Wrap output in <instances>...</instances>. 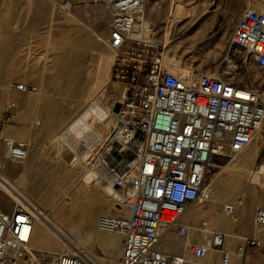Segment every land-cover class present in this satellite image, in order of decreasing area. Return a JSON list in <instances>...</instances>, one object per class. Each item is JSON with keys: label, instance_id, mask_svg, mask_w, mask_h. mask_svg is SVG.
Masks as SVG:
<instances>
[{"label": "built area", "instance_id": "built-area-1", "mask_svg": "<svg viewBox=\"0 0 264 264\" xmlns=\"http://www.w3.org/2000/svg\"><path fill=\"white\" fill-rule=\"evenodd\" d=\"M146 1L58 0L66 10L100 5L109 14L106 43L114 51L109 82L120 89L121 99L110 100L102 109L104 120H96L104 125L103 135L94 126L82 130L76 153L92 181L109 189L121 211L99 216L97 227L121 237L118 264H214L206 258L216 251L217 264H234L232 252L222 249L223 232L197 241V230L182 215L194 203L208 200L209 185L225 162L264 135V92L251 84H234L220 73L178 76L168 70L167 43L158 25L144 19ZM244 1L258 5L243 10L230 41L264 67V6L259 0ZM9 88L36 89L20 81H11ZM116 102L120 107L113 111ZM14 107L12 100L4 102V122L11 121ZM26 156V142L0 135V168ZM220 203L222 212H233L232 202ZM34 220L26 203L15 201L9 210L0 207V264H96L88 251L35 249ZM253 220L264 226V207L255 209ZM173 234L188 240L180 252L165 249ZM262 244L261 238H242L236 264H264L244 254Z\"/></svg>", "mask_w": 264, "mask_h": 264}, {"label": "rangeland", "instance_id": "rangeland-1", "mask_svg": "<svg viewBox=\"0 0 264 264\" xmlns=\"http://www.w3.org/2000/svg\"><path fill=\"white\" fill-rule=\"evenodd\" d=\"M56 3L58 12L53 13L48 26L34 31V33L44 31L43 35H47L50 31L56 38H36V34L33 38H26L24 27L14 28L18 32L16 38H0V56L3 63L10 65L15 63L13 70L17 72L27 71L26 74L22 72L8 75L4 81H2L4 76H0L2 79L0 81V125L9 124L2 118L4 102L14 101L8 96L11 90L9 83L20 81L34 85L35 90L18 91L19 100L13 102L17 105L16 108L14 107L16 114L22 119H28L32 126L31 136L19 140H24L23 142H28L29 145L28 157L32 173L29 185L31 191L28 195L38 197L42 190L41 184L44 183V186L47 184L54 195L53 198L56 199L49 205H43L48 213H53V209L62 205L57 201L62 202L64 196L66 199L75 197L78 202L76 211L72 214L69 205L58 207L60 211L58 215L55 214L56 220L67 231L76 228L84 251L95 255V259H99L104 264H118L121 254L120 243L113 245L109 243L105 251L94 252L99 242L110 240L105 235H115L118 238L120 236L114 232L98 229L99 209L103 207L97 200L98 195L95 190L100 188L102 203L106 206L111 202L109 201L110 191L107 187L92 181L76 155L80 149L77 147L78 138L83 135L82 130L90 126L77 125L73 133L67 132L66 129L67 126L76 124L81 118L78 117L83 115L91 104L99 111V108L101 110L107 108L110 100L119 97L120 89L109 82L113 55V50L106 43L109 14L100 5L91 6L88 9L74 7L66 11L59 6L58 0ZM177 3H181L192 11L173 19L172 17L176 15ZM259 3L264 6V0H259ZM247 6L249 4L244 0H172V5L171 0H160L158 4H155L154 0H147L144 18L158 25L159 36L167 42V53L173 65L171 66L174 74L177 75V71H182L183 67L191 70V75L196 76L203 73H220L234 84H251L264 92V67L256 64L252 58L239 53L230 41L231 33L239 19V9L241 14ZM78 9L82 11L77 22L79 26L75 23L71 26L66 25L62 14H77ZM94 31L101 35V40H97ZM69 34L73 38H70ZM64 40L68 44L58 49L57 47ZM53 45L56 47L51 48ZM85 113L84 116L87 118ZM93 121L92 125L98 129L99 124L95 119ZM258 139L264 141V135H260ZM74 157L76 158L73 159ZM233 160L225 162L223 167L230 166ZM7 165H9L8 162L0 168V172L8 177ZM223 167L218 173L219 176L217 175L218 178L224 173ZM244 180L246 189L252 185L258 189L257 200L250 202L246 200V197L241 199L240 196L243 203L238 204L235 211L239 224L233 228V232L226 229L210 230L212 232L221 230L226 235L222 249L234 248L235 253H237V244L244 237L264 239V226L256 225L253 220L255 209L264 207V151L259 152L254 158L251 170L244 176ZM32 181H35L36 185L33 186ZM78 187L82 188L81 194L77 193L81 196L76 194ZM230 194L236 193L230 189L228 195ZM11 195L7 187L0 184L2 209L8 210L7 208L13 206L15 201ZM230 197L231 195L222 198L220 202L230 200ZM254 202L258 205L253 206ZM207 204L195 203L194 205L206 207ZM251 205L253 206L252 216H250L251 213L248 214ZM218 209L221 210V203L218 204ZM206 221V219L198 220L192 224V227L197 230L194 234V239L197 241L201 238L200 228L206 227L203 224ZM46 235L53 244L45 243L43 251L49 253L52 252L51 250L60 251L57 248L61 246V240L59 238L55 240L47 233ZM173 238L175 241L172 238L167 239L169 245L165 246V249L170 252H180L188 240L175 234ZM74 251L70 248L61 250L68 253ZM215 254L219 253L216 251ZM244 254L250 260L262 261L264 260V244L245 251Z\"/></svg>", "mask_w": 264, "mask_h": 264}, {"label": "crops", "instance_id": "crops-1", "mask_svg": "<svg viewBox=\"0 0 264 264\" xmlns=\"http://www.w3.org/2000/svg\"><path fill=\"white\" fill-rule=\"evenodd\" d=\"M160 1V0H159ZM171 5H172V0H171ZM234 9H233V13H234ZM54 12H58L57 9V3L56 0H0V38H16V36H18V32H16L14 30V28L17 27H24V32H25V36L26 38H33L34 34H36V38H56L54 35H51V32L48 31L47 35H43L44 31H40L37 33H34V31H38L39 29L45 28L46 26H48L49 22L52 20L53 17V13ZM80 13H82V11L80 9L77 10V14H62V19L65 21L66 25L71 26L73 25V23H75L77 26H79V23L77 24L78 20L80 19ZM235 14V13H234ZM239 16H240V9H239ZM74 24V25H75ZM167 27V24H166ZM170 27V26H169ZM24 34V33H23ZM70 38H73L71 34H69ZM161 37V36H160ZM172 64L170 63V67L173 68L171 66ZM15 66V63H13L12 65L10 64H4L3 63V59L0 56V76H4L3 80L0 78V81H4L7 79L8 75H13V74H17V73H22L24 72L25 74L27 73V71H20L17 72L15 70H13ZM5 67V68H4ZM31 67V64H30ZM11 69V71L9 70ZM9 97H11L14 101H18L19 100V93L18 91L15 90H10ZM13 101V102H14ZM15 108L17 107L16 104ZM30 121H28V119H22L20 116H18L15 112H13L12 115V119L9 122V124L7 126H1L0 125V134L1 135H6L9 136L11 138H14L15 140H20V139H27L31 136V131H32V126L30 125ZM260 137V135L256 136L254 139H252L248 145L243 148V150L241 151V153L239 154V156L234 157L233 159L235 160L236 158L241 161V160H247L248 155L251 151L256 150V154L255 157L257 156V154L261 151H264V141L259 140L258 138ZM24 141V140H22ZM255 146V147H254ZM28 151H29V145L27 142V156L25 159L21 160V161H13V162H8L9 165H7V175L9 180H13L12 182H14V184H16L21 190H25L24 192L28 193L31 190L29 189V185H30V177H31V173H32V168L29 165V157H28ZM233 160V161H234ZM254 161V159H253ZM225 176L228 177V175L226 174ZM229 185L228 181L223 180H218V177H216L214 179V181L211 184V188H212V192H213V198L214 201L216 203V205L218 206V204L220 203V200L222 198H224V192H228V190L224 191V188H227ZM82 189V188H81ZM97 189V188H96ZM98 188L96 191V195L98 198L97 200H99L101 202V206L103 208H100V215L102 214H116L119 213V210L117 208V206L115 205L114 201L112 200V198H110L108 203V206H106L105 204H103V200L101 198V193L99 192ZM229 189V188H227ZM78 191V190H77ZM77 193L81 194V190H79ZM101 191V190H100ZM80 194H77L78 196H81ZM238 197V196H237ZM233 198V195H232ZM243 199V198H241ZM241 202V200H240ZM104 203H106L104 201ZM208 203V202H207ZM218 203V204H217ZM243 203V202H241ZM253 206H257L258 203L254 202L252 204ZM250 207V211L248 214L251 213L250 216H252V206ZM209 204H207L206 207H204L206 210L208 209ZM8 210L10 208H7ZM98 216V217H99ZM198 218H196L194 221H192V219H188L187 221L184 220L185 222H188L189 224H194L196 223L198 220H203L206 219L207 220V225L208 227L212 230V229H226L230 232H233V228L235 226H237L238 223V217L237 214L235 215L234 220H225V225L224 223L222 224H214L211 220H213V215L211 214H199V216H197ZM245 217V216H244ZM197 220V221H196ZM211 221V222H210ZM191 222V223H190ZM208 223H213V224H208ZM229 225H227V224ZM224 226V227H223ZM227 226V227H226ZM219 232H222L221 230H216ZM41 233L38 230L34 229L33 226V232H32V239H31V243L32 245H34V247L39 250V251H43L45 250L44 242H41V237H40ZM119 236V235H118ZM110 238L109 241H105V242H99L98 248L94 249V252L97 250L99 251H105V249L109 246V243H112L111 245L115 244V243H120L121 244V237H117L115 235H110L107 236ZM240 241V240H238ZM184 244V242H183ZM100 247V248H99ZM234 250V248H233ZM233 250H230L231 252ZM214 254V253H213ZM237 260V257L235 255H233V263ZM211 262V261H210Z\"/></svg>", "mask_w": 264, "mask_h": 264}, {"label": "bare ground", "instance_id": "bare-ground-1", "mask_svg": "<svg viewBox=\"0 0 264 264\" xmlns=\"http://www.w3.org/2000/svg\"><path fill=\"white\" fill-rule=\"evenodd\" d=\"M249 6L250 7H253V8L256 7L255 5H249ZM66 11H68V10H66ZM191 11H192V9H187L181 3H177L176 15L173 16L172 18L173 19L174 18H179V17H181V16H183V15H185V14L191 12ZM94 34H95V37L97 38V40H101L102 39L101 38V35L99 33H97L96 31H94ZM67 44H68V42L64 40L61 45H59V46L57 45L58 46L57 48L58 49L59 48L62 49V47H65ZM53 47H56V45L55 46L53 45L51 48H53ZM113 56H114V51H113V55H112V60H113ZM169 65H170V59H169L168 53H167L166 54V67L168 68V70H170L172 73H174L173 72V68H171ZM181 70L182 71H180V70L177 71V75L178 76L179 75H183V74L191 75V73H192L191 70H189L187 68H184V67ZM119 99H121V91H120V94H119V97L117 98V100H119ZM84 113L87 115V118L84 116ZM78 118H80V120H78V122L76 124H74V125L72 124V125L66 127L67 132L73 133L74 130H75V128H76V126L77 125H80V124L86 125L87 127L90 126L92 128L94 126V125H92L93 122H94L93 121L94 119L95 120H98V119L104 120L105 117H104V112L100 108H99V111H98L91 104V106L87 110H85L83 112V115H80ZM90 119H92V120L90 121ZM105 122H106V124L109 123L108 120H106ZM97 128L98 129L95 128V130L97 131V133L100 134V135H103L104 134V131H105L104 125L103 124H100V125H98ZM101 128L104 129V130L100 131L99 129H101ZM79 140H80V137L78 138V142H79ZM255 154H256V150L254 148V150L249 153L247 160H241V161H239L236 158L234 161H232V164L231 165L229 164L230 166H228V167L227 166L226 167L225 166L224 167L222 166L223 169H224V173L218 178V180H223L224 179L225 181H228L229 182V185L227 187L229 189L224 188V191L231 189V191H233V193H236L235 195H233V198H231L232 197V194H230L231 195L230 200H226V201L232 202L233 205H234V210H233V212L231 214H225L224 212H222V210H219L218 209V206L216 205V203L214 201V198H213V192H212V188H211L212 187L211 186L212 183H211L209 185V188H210V196H209L208 200L205 201V202H203V203H197L198 205H202V204L208 202V204H209L208 209L206 210L203 206L194 205L195 204L194 203L182 215L183 220H186L187 221L188 219H192V221H194L196 218H198L197 216H199V214H205V215L206 214H211V215L214 216L213 217V220H211V221L215 225L216 224H222V223L225 222V220H232V221L234 220L236 207H237L238 204L241 203L240 202V196H241V198H244V199L246 197V200H249L250 202H253V201L257 200V194H258L257 190L258 189L256 188V186L255 185L249 186L248 189H246V187L244 186L245 185V183H244V181H245L244 180V176L248 172H250L251 167H252V164H253V159L255 157ZM87 174L90 175V173H88V172H87ZM226 174H228V177L225 176ZM5 175L0 172V184H1V186L7 187V190L9 192H11V194H12L11 195L12 196L11 198L14 201L26 203L32 209L33 214H34V217H35L34 225L33 226H34V229L35 230H38L41 233V235H40L41 242H44V243H47V244L48 243H52L53 244V242H50L51 240L48 239L49 237H48V235H46V233H47V234H49L51 236V238H54L55 240H56V238H59L61 240V242H62V243H60L61 246L59 248H57L60 251L61 250H64V248H68V249L70 248V249H74L76 251H80V250L84 251L82 242L80 241V238L78 236V232L79 231L76 228L75 229L73 228V230H71V231L70 230L67 231L64 228V226L60 222H58L56 220V218H55V214L58 215V213L60 211L58 207H61V206L63 207V206L69 205L71 207L70 208L71 209L70 212L72 214L74 213V211H76L75 208L77 207L78 202H77V200H76L75 197L74 198L73 197H69L68 199H66L65 196H64V199H63L62 202H60L61 200L60 201H57L59 203H62V205H59L57 207V209L55 208L56 210L53 209V213H48V212L45 211L43 205L44 204L49 205L50 203H52L56 199L53 198L54 195L49 190V187H48L47 184L45 186H44V183L41 184V187H42L41 193L39 194L38 197L35 198L33 196L31 197L30 195H28V193L24 192L25 190L24 191L21 190L16 184H14V182H12L13 180L12 181L9 180V178L7 176H5ZM35 183H36L35 181H32L33 186L36 185ZM80 189L81 188H79V187L77 188L78 191ZM230 195H228V192L227 193L224 192V198H227ZM120 212L121 211H119V213ZM71 213H70V215H71ZM206 223H207V221L206 222H203V224H205L206 227H201L200 228V232H201V234H200L201 236L200 237L201 238H199V241H201V239L203 241L204 240V237H207L208 233L209 232H212V231H210L211 229L208 227V225ZM213 223H211V224H213ZM208 224H210V223H208ZM190 225L192 226V224H190ZM224 225H225V223H224ZM227 225H229V224H227ZM72 227H74V226H72ZM105 236H109V234L108 235H105ZM56 246L57 245H55V247ZM230 250H233V249L231 248V249H229V251ZM51 251L54 252V250H51ZM85 252L87 253V251H85ZM233 255H235L237 257V259L239 257L238 255H236L235 251L233 250L232 251V262H233ZM247 258H248V256H247ZM206 259L208 261H211V263L216 264V263H218L219 254L210 253V254H208V256H207ZM95 263L96 264H104L99 259H95Z\"/></svg>", "mask_w": 264, "mask_h": 264}, {"label": "water", "instance_id": "water-1", "mask_svg": "<svg viewBox=\"0 0 264 264\" xmlns=\"http://www.w3.org/2000/svg\"><path fill=\"white\" fill-rule=\"evenodd\" d=\"M120 107V103L119 102H116L114 107H113V111H117ZM95 252H98L97 250Z\"/></svg>", "mask_w": 264, "mask_h": 264}]
</instances>
